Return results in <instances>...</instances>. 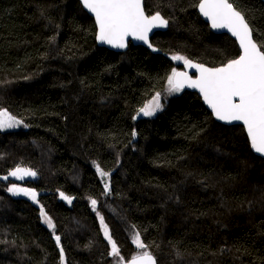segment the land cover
I'll return each instance as SVG.
<instances>
[{
	"label": "trees",
	"instance_id": "1",
	"mask_svg": "<svg viewBox=\"0 0 264 264\" xmlns=\"http://www.w3.org/2000/svg\"><path fill=\"white\" fill-rule=\"evenodd\" d=\"M230 2L264 44V1ZM198 3L144 0L169 25L152 38L155 55L99 47L78 0H0V109L28 126L0 131V177L17 166L36 173L0 180V264H116L100 216L124 264L141 251L135 232L158 264H264V159L197 93L167 90L184 64L173 55L218 67L240 54ZM157 93L162 110L137 115ZM96 165L109 173L108 192ZM13 183L37 202L11 195Z\"/></svg>",
	"mask_w": 264,
	"mask_h": 264
},
{
	"label": "snow or ice",
	"instance_id": "2",
	"mask_svg": "<svg viewBox=\"0 0 264 264\" xmlns=\"http://www.w3.org/2000/svg\"><path fill=\"white\" fill-rule=\"evenodd\" d=\"M81 2L95 17L97 40L113 48H126L129 37L143 41L151 48L149 32L155 27H166L168 24L159 12L151 16L146 15L142 0H81ZM198 7L200 13L210 21L213 29H227L236 38L241 53L238 58L230 59L219 67H205L203 64L193 63L184 56L173 55V60H182L187 68H195L198 75L194 79L187 72L173 69L167 78V90L174 93L185 87L197 89L217 120L227 123L241 122L246 129L251 148L256 153L264 155V44H258L253 38L249 23L230 0H199ZM153 51L156 49L153 48ZM160 99V94L157 93L138 110L137 115L142 114L145 117L155 115L163 107ZM20 124L21 121L10 115L7 110L0 109V130L14 128ZM135 135L133 132V136ZM96 170L101 177L109 176V173L103 171L99 165H96ZM9 176L23 180L25 176L35 177L36 173L31 169L17 166L2 179L7 180ZM109 190V185L105 183V192ZM8 191L13 195L27 196L33 202H37V193L33 189L19 187L13 183ZM60 196L71 203V197L63 192ZM96 204V200H91L94 211ZM40 215L50 229L55 228L43 207L40 209ZM100 223L104 236L111 245V255L117 258L116 264H124V257L121 256L120 249L112 239L102 216ZM55 240L59 245L60 236H55ZM132 242L141 251L131 258L129 264H156L139 232L133 233Z\"/></svg>",
	"mask_w": 264,
	"mask_h": 264
},
{
	"label": "water",
	"instance_id": "3",
	"mask_svg": "<svg viewBox=\"0 0 264 264\" xmlns=\"http://www.w3.org/2000/svg\"><path fill=\"white\" fill-rule=\"evenodd\" d=\"M78 1H79V3L81 4V6L83 7L84 11H85L86 13H88V15H89L90 17H92V18L94 19V21H95V17H94V15H93L91 12H89L86 8H84V6H83L81 0H78ZM142 5H143L144 11H145L144 0H142ZM197 11H198V14H199V16L201 17V19H202L205 23H207V24L209 25L210 30H211L214 34H218V35H219V34H225V35L229 36L230 38H232V39L237 43L238 48H239V51H240V53H241V49H240V46H239V42L236 40L235 37H233V36L231 35L230 32L227 31V29H213V28L211 27L210 21H208L207 18H205V17L200 13V11H199V7H197ZM145 14L147 15L146 11H145ZM160 15H161V14H160ZM161 16H162V15H161ZM162 17H163V16H162ZM163 18H164V17H163ZM164 19H165V18H164ZM95 24H96V22H95ZM96 29H97V25H96ZM167 30H168V24H167L166 27H155V28H153V29L149 32V34H148V37H149V43L152 45V38H153V36H154L156 33H158V32H166ZM97 31H98V29H97ZM253 38H254V34H253ZM96 41H97V44H98L99 47L106 48V49H108V50H110V51H113V52H116V53H124V52H126V51L128 50V48H129L130 43H132L134 46H141V47H144V48L148 49L150 52H152V53L155 54V55H158V54L161 53V50L158 49V48H156V47H154L153 45H152V47L150 48V47L148 46V44H146V43H144L143 41H140V40H135V39H133L132 37H129V38H128L127 47H126V48H123V49L113 48V47H111L110 45L100 43V42L97 40V33H96ZM153 48L156 49V51H153ZM191 61H192L193 63H197V62H195V61H193V60H191ZM198 64H201V63H198ZM203 65H204L205 67H210V66H207V65H205V64H203ZM218 67H219V66H218ZM178 72H187L188 75H189V76H192L194 79H195L196 76L198 75V73H197V71H196L195 68H187L184 64H183V69H182V70H179ZM183 90H184V91H189V92L197 93V94L199 95V97L201 98L202 103L204 104V106L206 107V109H207L209 112L212 113V110H211V109L208 107V105L205 103V101H204V99H203L201 93H200L197 89H194V88H187V87H185ZM212 115H213V113H212ZM213 117H214V119H215L216 122H218V123H220V124H222V125H224V126H227V127H231V126H242V127L245 129V127L243 126V124H242L241 122L227 123V122H224V121L217 120V119L215 118L214 115H213ZM245 131H246V129H245ZM246 134H247V132H246ZM248 139H249V138H248ZM249 142H250V141H249ZM251 149H252V148H251ZM252 151H253V153H254L256 156H258V157L264 159V155H261V154H259V153H256L253 149H252ZM10 178L13 179L14 177H9V179H10ZM0 180H4V179H2V177H0ZM60 249H61V248H60ZM154 258H155V257H154ZM155 260H156V258H155ZM129 261H130V260H129ZM129 261H128L127 263H125V264H129ZM156 264H158V263H157V260H156Z\"/></svg>",
	"mask_w": 264,
	"mask_h": 264
},
{
	"label": "rangeland",
	"instance_id": "4",
	"mask_svg": "<svg viewBox=\"0 0 264 264\" xmlns=\"http://www.w3.org/2000/svg\"><path fill=\"white\" fill-rule=\"evenodd\" d=\"M264 1V0H263ZM159 111L156 113L158 114ZM10 114V113H9ZM155 114V115H156ZM11 115V114H10ZM154 116V115H153ZM17 119V118H16ZM17 120H20V119H17ZM21 121V124L18 125L17 127H14V128H7V129H4V130H0V131H23V130H27L28 129V126L26 124H24V122L22 120ZM101 177V176H100ZM28 178H31L30 176H25L23 180H17V179H14V181L16 182V184H20L22 183L25 179H28ZM102 180H103V183L105 185V183H107L109 185V178L110 176H107V177H101ZM19 187H21V185H17ZM10 193V192H9ZM11 195H13L12 193H10ZM13 196H16V195H13ZM60 199H61V196H60ZM62 201L66 202L68 205H70L71 203H69L68 201L64 200V199H61ZM36 205L39 206L38 203H36ZM99 218V223H100V217ZM42 221H43V218H42ZM43 223L48 227V225L43 221ZM100 226H101V223H100ZM49 228V227H48ZM102 229V227H101ZM102 232H103V229H102ZM103 235H104V232H103ZM105 237V236H104Z\"/></svg>",
	"mask_w": 264,
	"mask_h": 264
},
{
	"label": "bare ground",
	"instance_id": "5",
	"mask_svg": "<svg viewBox=\"0 0 264 264\" xmlns=\"http://www.w3.org/2000/svg\"><path fill=\"white\" fill-rule=\"evenodd\" d=\"M198 12V11H197ZM169 26V25H168ZM132 44V43H131ZM148 50V49H147ZM184 91V90H183ZM246 132V131H245ZM247 135V134H246ZM248 137V136H247ZM249 140V139H248ZM250 143V142H249ZM251 147V146H250ZM252 150V149H251Z\"/></svg>",
	"mask_w": 264,
	"mask_h": 264
},
{
	"label": "flooded vegetation",
	"instance_id": "6",
	"mask_svg": "<svg viewBox=\"0 0 264 264\" xmlns=\"http://www.w3.org/2000/svg\"><path fill=\"white\" fill-rule=\"evenodd\" d=\"M15 179V178H14Z\"/></svg>",
	"mask_w": 264,
	"mask_h": 264
}]
</instances>
